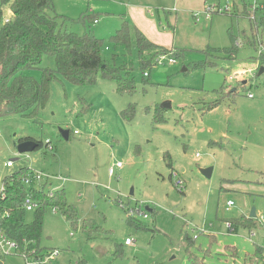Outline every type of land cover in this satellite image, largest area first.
Segmentation results:
<instances>
[{
    "label": "rangeland",
    "instance_id": "374dc122",
    "mask_svg": "<svg viewBox=\"0 0 264 264\" xmlns=\"http://www.w3.org/2000/svg\"><path fill=\"white\" fill-rule=\"evenodd\" d=\"M250 3L54 0L59 14L98 18L94 23L87 17V30L105 40V58L116 56L113 65L123 68L134 88L119 92L117 82L101 71L94 84L71 83L57 72L54 57L44 55L26 72L38 79L45 69L56 74L46 105L29 116L8 112L0 102V191L6 176L29 167L62 177L53 179L54 187L65 190L78 210L74 223L46 208L39 251L45 260L28 263L13 250L4 264H192L189 250L207 263L245 264L247 253H255L264 239L256 229L255 243L249 241L255 227L242 223L253 208L255 224L264 222V72L259 71L264 59L244 13ZM137 14L147 18L139 20L145 36L168 48L111 42L123 16L137 25ZM67 25L86 30L82 23ZM234 45L237 54L228 52ZM223 86L225 92L218 93ZM234 88L238 92L227 94ZM130 105L135 111L126 117L122 112ZM62 130L70 131L68 138ZM27 137L44 145L20 153L18 144ZM9 160L12 167L5 166ZM118 162L122 166L111 175ZM207 167L210 176L201 171ZM229 200L235 204L227 210ZM36 209L28 211L29 221ZM88 219L100 228L92 235L84 228ZM127 237L132 244H125ZM54 250L59 254L48 258Z\"/></svg>",
    "mask_w": 264,
    "mask_h": 264
},
{
    "label": "trees",
    "instance_id": "16d2710c",
    "mask_svg": "<svg viewBox=\"0 0 264 264\" xmlns=\"http://www.w3.org/2000/svg\"><path fill=\"white\" fill-rule=\"evenodd\" d=\"M225 11L228 10L222 12ZM251 12L252 3L245 6L244 13L250 18ZM258 15L259 20L250 19L252 43L256 48L260 46L259 42L264 45V15L260 12ZM88 16L92 22L98 21L96 16H91L89 13L79 20L59 14L55 10L54 0H0V102L5 103L6 111L35 116L46 105L50 97V84L56 78V74L52 70L45 69L42 77L38 79L26 72L29 67L38 65L44 55L54 57L57 72L61 78L71 83L94 84L101 71L104 77L117 82L119 92L133 90V81L129 82L121 74L123 68L113 65L116 56L114 55L112 61L105 58L103 54L106 47L105 40L87 30ZM6 18L9 21H6ZM68 22L82 23L86 30L81 33L73 30L67 25ZM110 40L116 43V46L135 44L142 50L153 47L164 48L146 37L138 26L125 16L121 27ZM238 47L234 45L228 52L237 54ZM261 57L264 59V55L261 54ZM224 88L223 86L217 92L224 93ZM236 91L238 92L237 88L227 94H234ZM224 97L226 96H223L219 102L210 104L207 110L217 107ZM130 107L122 112L124 116L130 117V113L135 111L134 105ZM156 119L161 120L159 116ZM26 139L31 138L27 137L23 140ZM43 145V142H38L36 149ZM26 179H29V183H26ZM180 187L184 188L183 185ZM45 189L46 184L38 181L33 168L22 167L5 177L3 189L0 191V226L8 236L19 243L20 250L25 252L26 259L30 261L45 259L39 251L43 218L47 207H57L67 219L77 223L78 210L67 201L65 190L56 191L53 196H48ZM28 197L40 204L31 221L27 219L28 210L25 207ZM128 217L131 224L139 226L136 218L131 215ZM242 223L246 227L255 224L252 217H245ZM84 228L88 235L100 229L92 219L85 221ZM231 250L235 255L238 254L234 247H231ZM123 252L118 248L116 254L122 255ZM188 258L192 264H211L200 260L197 254L190 250ZM1 260H5V255H1Z\"/></svg>",
    "mask_w": 264,
    "mask_h": 264
},
{
    "label": "built area",
    "instance_id": "2783aa9c",
    "mask_svg": "<svg viewBox=\"0 0 264 264\" xmlns=\"http://www.w3.org/2000/svg\"><path fill=\"white\" fill-rule=\"evenodd\" d=\"M219 11L222 12L224 10L222 8H219ZM259 12L261 13V15H264V6L258 0H253L252 12L250 14V19L251 20H259L260 19V17L258 16ZM5 20L9 21L8 18H6ZM259 45L260 46L258 48L262 50L261 54H263L264 45H262L260 42H259ZM166 59H167L168 62H175V58L174 57L168 56V57H166ZM240 74L244 75L245 71L241 72ZM144 75L148 76L149 75L148 71H144ZM229 77L231 79L234 78L233 76H229ZM249 95L252 96L253 94L249 93ZM75 132H77V130ZM47 146H48V148L53 149V146L50 144L49 141L47 142ZM13 165H14V161L13 160H9V161H7L5 163V166H7V167H12ZM121 166H122V163L118 162L114 167L110 168L109 173L111 175L115 174L116 173V169L120 168ZM35 173H36L38 181L41 184L44 183V184H46L48 186L47 189H45L46 192H47V195L48 196H53L55 194V192H56V189H58L57 187H54V184H53L54 180L53 179L60 180V179H62V177H55V176H52V175H49V174L46 175L43 171H37V170H35ZM175 175H176V173H175ZM26 183H29V179H26ZM177 183L182 184V181L178 180ZM234 204H235V202L233 200H229L227 202V205H226L227 210L231 209V207ZM39 206H40V204L38 202L32 200L30 197H28L26 199L25 207L27 208L28 211L34 210V209H36ZM53 210L54 211H58V208L57 207H53ZM132 213H133V211H132ZM140 214H143L145 218H147V216H148L144 212H140ZM256 217H258V216H256ZM258 222L260 224V227L264 231V222L263 221L261 222L259 220H258ZM226 224H227V227L229 229L234 230L232 222L226 221ZM202 232H205V231H202ZM257 234H258V232L256 231V229L255 230L251 229L250 233H249V236H248V240L251 241V242H254V237L257 236ZM197 237H198V235H195V238H197ZM132 243H133V240L131 238L127 237L126 240H125V244L129 245V244H132ZM257 246H258L259 251H256L255 254L248 255L247 258L245 259V264H264V239H263V242L261 243V245L257 244ZM13 250L20 251L22 253V255L25 257V259H26L25 252L20 250L19 243L16 240H14L13 238H11L10 236H8L6 234V232L4 231V229L0 226V260H1V255H5L6 256L7 254H11ZM58 254H59V251L58 250H54V251H51L48 254L47 257L51 259V258L56 257ZM40 260H45V259H40ZM26 261L29 263V262H35V261H38V260L30 261L29 259H26Z\"/></svg>",
    "mask_w": 264,
    "mask_h": 264
},
{
    "label": "water",
    "instance_id": "95a60500",
    "mask_svg": "<svg viewBox=\"0 0 264 264\" xmlns=\"http://www.w3.org/2000/svg\"><path fill=\"white\" fill-rule=\"evenodd\" d=\"M259 71H260V73L264 72V66L260 67ZM234 90H235V88L232 89V91H234ZM62 134L66 138H68L70 131L69 130H62ZM37 146H38L37 141H34L32 139H26V140L21 141L18 144V150L20 153L34 151V150H36ZM201 171L205 176H210L211 172H212V168L211 167L203 168V169H201ZM256 216H257L256 208H253L251 213H250V217L255 218ZM0 264H4V261L0 260Z\"/></svg>",
    "mask_w": 264,
    "mask_h": 264
},
{
    "label": "crops",
    "instance_id": "0c3cea01",
    "mask_svg": "<svg viewBox=\"0 0 264 264\" xmlns=\"http://www.w3.org/2000/svg\"><path fill=\"white\" fill-rule=\"evenodd\" d=\"M259 2H261V3H263L264 4V0H258ZM130 7V6H129ZM140 18H138V17H136V16H133V20L135 21V23H137V25L136 26H138V28L140 29V27L139 26H141V25H143V23H141V22H139V20H143V22L145 23L146 21H147V18L146 17H144V15H139V14H137ZM125 17H127L128 18V16L127 15H125ZM132 17V16H131ZM129 19V18H128ZM130 21V20H129ZM97 22H99V20L97 21ZM149 22H152V21H149ZM132 23V22H131ZM134 24V23H133ZM141 30V29H140ZM161 46H164V45H161ZM121 47H124V46H121ZM164 47H166V46H164ZM166 48H168V47H166ZM35 170V169H34ZM53 184H54V182H53ZM254 222H257V218L255 219L254 218ZM251 227H255V229H260L261 230V233H263L264 231H263V229L260 227V226H257L256 224H253ZM235 249H236V247H234ZM237 250V249H236ZM256 251H258V249H256ZM238 252V251H237ZM252 254H255V253H252ZM248 255H251V254H249V253H247V255H246V257L248 256ZM246 259V258H245Z\"/></svg>",
    "mask_w": 264,
    "mask_h": 264
}]
</instances>
